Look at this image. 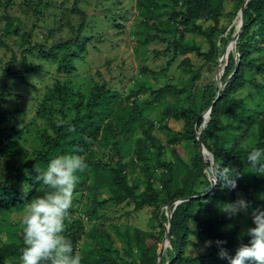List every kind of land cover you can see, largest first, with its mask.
<instances>
[{"label": "trees", "instance_id": "16d2710c", "mask_svg": "<svg viewBox=\"0 0 264 264\" xmlns=\"http://www.w3.org/2000/svg\"><path fill=\"white\" fill-rule=\"evenodd\" d=\"M78 1H74L72 8L82 17L78 27V31H81L86 14L77 7ZM224 2L225 0H136L143 25L157 32H163L162 25H172L175 33L180 34L178 38L174 37V40H170L165 34L157 35L145 31V37H140L138 43L145 45L153 39H159L166 43L163 53L173 48V55L168 60L166 69L173 59L187 52H194L201 57L205 65L216 64L217 42L224 44L225 50L229 42L226 36L218 38L221 33L219 22ZM242 2L241 0L239 8ZM14 4V0L0 1L4 11ZM2 17L8 26V33L12 28H14L13 32L19 30L20 19L11 17L7 13ZM199 21L211 24L203 28ZM115 24L120 28L123 27L120 23ZM254 25L256 30H252ZM180 29L192 30L200 35L204 40L205 49L185 46L182 41L183 34L179 33ZM78 31L76 37L52 47L47 52L32 45L23 53L35 52L42 58H50L56 53V49L67 47L77 41ZM261 48H264V0H249L244 11V25L237 39L238 56L231 51L228 61L221 67L222 83H226L220 96L212 104L220 86L219 80L215 93L208 90L211 87L206 88L202 93L203 109L206 110L212 105V110L209 121L201 130L200 139L208 152L212 153L213 165L211 166L208 161L204 163L196 139V133L203 121L197 104L186 101L182 107L169 105L163 111L165 118L176 121L184 118L186 120L182 131H174L164 126L169 137L168 142L171 144L178 141L191 142L195 156L190 163L179 158L176 163L163 160L164 147L158 143L153 134L152 122L139 119L141 137L136 139L130 151L133 160L143 165L142 172L146 183L140 192H137L128 181L126 163L121 161L125 156L122 152V142L126 140L127 134L134 131V123L137 122L138 117L134 108H131L129 103L122 105L118 94L104 83H96L93 86V92L88 100L84 95H78L79 99L74 105L75 116L70 120L66 119L62 109L70 89L65 85L57 87L49 98L53 102L50 105L54 114H60L58 120H56L57 116H50L48 119L52 135L44 133L40 149L34 157L23 160L22 145L15 138L19 130L15 125L10 124V117L3 111L2 106L10 96L6 80L12 76L20 77L23 72L21 69L27 73L33 71L24 61L20 65L21 69H14L15 58L12 54L0 76V161L4 171V176L0 180V213L19 209L35 197L46 194L49 189L39 180V175L46 170L49 160L53 157L74 152L82 155L87 164V168L78 173L77 185L80 189L77 191L81 192L80 197H86L84 194L88 195L87 191L92 194L100 189L107 191V195L101 201L94 200L90 207L83 205L80 211L72 205L69 209L63 235L71 241L75 254L85 233V224L89 221V217L80 212L88 211L92 215L97 208L108 203L119 205L130 200L137 208L145 206L153 208L154 213L150 222L153 230L143 231L138 228L127 230L124 233L126 244L124 253L112 246H102L101 258L95 262L97 264H157V249L163 239L167 223L163 206L170 201L182 199L172 211L170 248L167 249L165 255L167 259L163 260V264H227V260L218 255L220 249L223 248L229 256H232L241 243H247L248 237L245 235L246 232H240L238 225L230 231L225 230L224 227L235 221H244L254 226L253 210H264V174L258 175L246 161V155L253 147L264 148V110L251 111L243 107L241 99L235 97L250 84L245 76L246 71L264 76V63L251 55L253 49ZM59 64L65 68L64 64ZM236 65L237 70L234 71ZM166 69L161 73H165ZM151 72L156 74L154 71ZM199 77L200 74H196L192 80L195 82ZM259 87L264 89V85ZM185 90L187 87L177 88L165 83L158 89L151 90L149 94L157 101L168 92L179 94ZM145 91L143 87L138 91H132L133 100ZM96 145L115 151L118 154L115 164L96 158L94 153ZM220 165L233 168L240 173L235 189L229 190L222 187L219 182L215 183L216 181L206 178L208 173L216 179L213 169ZM152 167L160 169L157 177H153L150 171ZM202 180L203 188L198 190L196 186ZM238 197L248 202L249 208L246 211L234 217H228L220 211L221 204L236 201ZM161 208L162 212H160ZM153 221H156L158 229L154 227ZM20 224V227L14 228L10 233V238L0 245V264H20L21 249L24 246L22 221ZM191 239L212 243L208 245L205 253L191 256L187 254ZM217 240L225 243L217 246L215 243ZM114 252L116 254L112 255Z\"/></svg>", "mask_w": 264, "mask_h": 264}, {"label": "rangeland", "instance_id": "374dc122", "mask_svg": "<svg viewBox=\"0 0 264 264\" xmlns=\"http://www.w3.org/2000/svg\"><path fill=\"white\" fill-rule=\"evenodd\" d=\"M74 1L14 0L15 4L11 5L7 11H4L3 5H0V43H2L0 76L12 54L15 58L14 69H21L20 65L24 61L33 71L27 73L21 69L23 72L19 75L20 77L12 76L6 80L10 96L7 97L2 109L10 117V124L12 123L19 130L15 138L22 145L23 160L31 159L40 149L44 133L52 135V129L48 123L50 116H57L56 120L60 117V114H54L52 111L53 107L50 104L53 102L49 100L51 93L63 85L70 89L62 108L66 119L70 120L75 116L74 105L79 99L78 95L82 94L88 100L93 92V86L96 83H104L118 94L122 105L129 103L138 117L137 122L134 123V131L127 134L126 140L122 142V152L125 156L121 161L126 163L128 181L137 192H140L146 183L142 172L143 165L133 160L130 151L136 139L141 137L139 119L152 122L153 134L158 143L164 147L163 160L176 163L179 158L190 163L195 156L193 144L186 141L169 143V137L164 128L166 126L174 131H182L186 119L176 121L165 118L163 111L169 105L182 107L186 101L195 102L201 114L205 111L201 102L202 93L209 87H211L208 89L210 92L216 91L219 80L217 74L221 70L225 50L224 44L217 42L219 56L216 57V64L205 65L201 57L194 52H187L173 59L166 69L167 62L173 55V48L163 53L166 48L165 42L153 39L144 45L139 44L138 39L144 38L145 31H148L151 34H165L170 40H174V37L180 36L175 33L174 26L162 25L163 32L147 28V25L141 23L142 18L139 15L136 0H79L77 7L86 14V19L82 30L78 31L82 17L74 12L72 8ZM240 1L225 0L221 12L219 22L221 33L218 38L226 36L229 39L226 49L231 45V39L237 28ZM6 13L21 20L19 30L13 32L14 28H12L8 33V26L2 17ZM116 22L123 27L116 26ZM198 23L203 28L211 24L205 21ZM252 30H256V25L252 27ZM77 31L79 39L67 47L64 46L65 48L54 49L56 53L50 58H42L35 52L23 53L32 45L47 52L52 47L76 37ZM179 33L183 34L182 41L185 46L205 49L203 38L196 32L180 29ZM231 51L235 52V46L231 47ZM234 54L238 56V53ZM251 55L264 63V48L253 49ZM59 63L64 64L65 68ZM163 69H166L165 73H161ZM196 74H200V77L194 82L192 78ZM222 76L223 74L220 77L221 81ZM245 76L250 84L239 91L235 97L242 100L243 107L255 112L263 111L264 89L262 90L259 86L264 85V76L251 71H246ZM165 83L177 88L187 87V90L179 94L168 92L156 101L149 93ZM140 87L146 91L141 92L133 100L131 92L138 91ZM131 102H133L132 105ZM94 153L96 158L111 164H115L118 160V154L108 147L96 145ZM150 171L153 177H157L160 173L159 168L152 167ZM3 176V165L0 161V180ZM206 178L210 181L214 180L208 173ZM203 184L202 180L196 188L200 190ZM79 189L80 187L76 184L72 201L73 207L79 210L83 205L92 206L94 200L99 202L107 195L106 189H100L94 194L87 191L88 195L84 194L86 197L81 198V192L77 191ZM26 205L0 213V245L10 238L14 228L21 226L20 222L23 221L27 212ZM80 213L89 217L77 252L82 258L81 264H97L95 261L101 258L102 246H112L124 253L126 247L124 233L127 230L133 228L143 231L153 230L150 225L153 208L148 206L137 208L130 200L119 205L108 203L97 208L92 215L88 211ZM152 223L158 229L156 221ZM236 225L240 227V232H246L248 228L253 227L244 221H235L224 229L230 231ZM161 244L162 242L158 246L157 253ZM207 248L206 242L191 239L187 254L191 256L203 254ZM167 249L163 250L161 264L167 259L165 257ZM115 254V252L112 253V255Z\"/></svg>", "mask_w": 264, "mask_h": 264}, {"label": "clouds", "instance_id": "9594fccd", "mask_svg": "<svg viewBox=\"0 0 264 264\" xmlns=\"http://www.w3.org/2000/svg\"><path fill=\"white\" fill-rule=\"evenodd\" d=\"M250 168L264 174V148L253 147L246 155ZM87 168L85 158L76 153L57 155L49 160L46 170L39 175L49 191L32 199L22 221L23 248L20 264H81V256L73 252L71 241L63 235L73 193L78 183L77 173ZM216 182L233 190L240 173L221 165L213 169ZM261 176V175H260ZM214 183V184H215ZM249 208L244 199L220 205V211L234 217ZM253 227L247 229V243H241L235 254L229 256L221 248L218 255L227 264H264V210H253ZM231 227V225H229ZM212 242H206L210 245ZM217 246L225 241H215Z\"/></svg>", "mask_w": 264, "mask_h": 264}, {"label": "water", "instance_id": "95a60500", "mask_svg": "<svg viewBox=\"0 0 264 264\" xmlns=\"http://www.w3.org/2000/svg\"><path fill=\"white\" fill-rule=\"evenodd\" d=\"M248 1L249 0H243V3L241 4V6H240V8L238 10V13L237 14L240 15V24H239L237 30L234 32L233 37L231 39L232 42L235 45V52H233V53H236V54L238 53V49H237V39H238L240 30H241V28L244 25V11H245V8L247 6ZM230 52L231 51L228 48L225 50V58H226L225 63L229 59V53ZM237 62H238V58H237ZM224 66H223V73H224ZM236 70H237V65L235 66L234 71H236ZM225 83H222V81L219 79L220 86H219V88H218V90L216 92V97H215V99H214V101H213L212 104H214L215 100L220 96V93H221V91H222ZM211 110H212V105L208 109H206L205 111H203V113L201 114V116L203 118V121L200 124L199 129H198V131L196 133V139L198 141V145H199V148L201 150V155L203 157L204 163H206V161H208L210 163V165L212 166L213 165V155H212V153L208 152V150L205 148V146L203 145V143L201 142V139H200L201 130L206 126L207 122L209 121ZM204 115L206 116V118H204ZM213 181L215 182L216 179H214ZM181 201H182V199H179V200H176V201H170L165 206H163V210H164L165 215L167 217V223L165 224V233H164L163 239L161 241L162 244H161V247H160V249H159V251L157 253V264H161V262H162L164 247H166V249H167V247H170V239H171V215H172V211L174 210V208L176 207V205L179 202H181ZM171 207H172V209H171ZM165 264H167V263H165Z\"/></svg>", "mask_w": 264, "mask_h": 264}, {"label": "bare ground", "instance_id": "6f19581e", "mask_svg": "<svg viewBox=\"0 0 264 264\" xmlns=\"http://www.w3.org/2000/svg\"><path fill=\"white\" fill-rule=\"evenodd\" d=\"M239 24H240V15H239V17H238L237 28H238ZM237 28H236V30H237ZM232 46H235L233 42H232L231 45L228 47V49H229L230 51H231V47H232ZM225 59H226V58H225V56H224L223 59H222V65L224 64ZM221 75H222V71L220 70L219 77H220ZM219 77H218V78H219ZM165 249H166V247H164V251H165Z\"/></svg>", "mask_w": 264, "mask_h": 264}, {"label": "built area", "instance_id": "2783aa9c", "mask_svg": "<svg viewBox=\"0 0 264 264\" xmlns=\"http://www.w3.org/2000/svg\"><path fill=\"white\" fill-rule=\"evenodd\" d=\"M81 217H83V218H85V216H83V215H81V214H79Z\"/></svg>", "mask_w": 264, "mask_h": 264}]
</instances>
